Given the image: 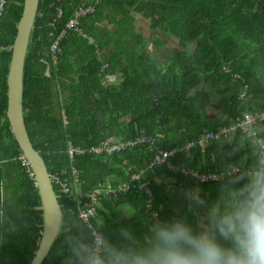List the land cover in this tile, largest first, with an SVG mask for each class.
I'll list each match as a JSON object with an SVG mask.
<instances>
[{
  "label": "trees",
  "instance_id": "obj_1",
  "mask_svg": "<svg viewBox=\"0 0 264 264\" xmlns=\"http://www.w3.org/2000/svg\"><path fill=\"white\" fill-rule=\"evenodd\" d=\"M22 3L5 0L0 16V180L8 174L0 207V264H29L43 225L40 194L14 159L20 151L5 118V75ZM83 4L94 13L80 19V32L65 29ZM135 16L149 20L152 55L147 45L140 48L145 36L136 31ZM58 37L60 51L53 54ZM163 37L178 47L168 50ZM208 108L217 110L215 118L205 116ZM263 111L264 0H40L22 69L26 134L49 176L63 174L70 183L71 167L76 168L79 183L71 189L82 193L127 181L128 167L143 173L149 193L134 184L99 197L91 225L102 223L114 241L122 227L143 237L155 218L186 217L197 227L200 214L203 223L207 205L219 201L230 175L200 183L181 170L248 169L254 147L264 142V121L202 149L184 146L204 131L227 126L229 119ZM142 134L156 137L155 143L72 161L67 156L69 145L89 149L107 137L133 141ZM173 149L167 164L148 169L156 154ZM162 176L175 180L166 190L158 183ZM194 187L206 204L196 209L189 202L183 209L180 191ZM52 188L60 230H67L81 205L71 194L60 195L58 185ZM66 255L57 231L41 264H65Z\"/></svg>",
  "mask_w": 264,
  "mask_h": 264
},
{
  "label": "clouds",
  "instance_id": "obj_2",
  "mask_svg": "<svg viewBox=\"0 0 264 264\" xmlns=\"http://www.w3.org/2000/svg\"><path fill=\"white\" fill-rule=\"evenodd\" d=\"M253 156L248 169L230 172L219 201L207 205L197 227L186 217L155 218L143 237L122 227L114 241L102 223L89 227L91 217L77 214L67 230L58 221L65 264H264V142ZM186 197L193 208L206 204L199 192Z\"/></svg>",
  "mask_w": 264,
  "mask_h": 264
},
{
  "label": "built area",
  "instance_id": "obj_3",
  "mask_svg": "<svg viewBox=\"0 0 264 264\" xmlns=\"http://www.w3.org/2000/svg\"><path fill=\"white\" fill-rule=\"evenodd\" d=\"M5 4V0H0V16L2 14L3 6ZM94 13V8L89 5H80L74 12L73 18H70L67 24L65 25V29H71L76 32H80L79 22L82 17L90 16ZM61 17V11L57 12V18ZM65 29L61 31L60 36L65 33ZM59 36V37H60ZM59 37L52 43L51 51L53 54L55 52H59ZM236 77V75H233ZM245 88V86H244ZM264 121V111L259 114H242L239 118L231 120L229 125L217 127L213 131H204L202 135L194 142L187 143L184 148L189 149L191 147L198 146L199 148L205 147L208 142L210 141H221L228 139L231 133L235 129L242 130L245 133H248L250 128H254V126H258L259 123ZM156 141L155 138L146 137V135L142 134L140 137L130 140H116L113 137H107L103 141L100 142L99 145L90 147L89 149L81 148V147H73L71 145L67 148V156L72 161L77 156H84L86 154H92L94 156L100 155H112L114 153H119L124 151L128 147H134L138 145H152ZM176 152V149L171 151H161L155 155L153 160L148 164V169H152L156 166H161L163 164H167L169 158ZM16 160L19 162L20 166L25 170L29 177H32V172L29 168V164L26 159L23 157L21 153L17 155ZM173 170V169H171ZM182 173L185 175H190L196 178V180L200 183L211 182L215 180L222 179L224 176H229L234 174L238 171L236 168H232L226 172H219V173H197L192 172L190 170H181ZM128 180L119 184H98L94 189L89 190L86 194L82 193L80 189H71V183L74 185H78V173L75 167H71L70 174H71V182L67 181L63 174H54L49 176L51 184L58 185L59 187V194H71L74 197V201H76L80 207L78 210V215L83 217L87 220L89 217L94 218L97 212V207L99 205V197L102 194H109L115 193L117 191H126L129 187H132L136 184L137 189L144 190L146 193H149V189L146 187L147 182L142 180V172L133 171L131 167H128ZM56 194V193H55ZM58 195L56 194V197ZM82 196H85L87 199L84 201ZM157 214H153L156 216ZM89 227L91 228L92 225L90 224Z\"/></svg>",
  "mask_w": 264,
  "mask_h": 264
},
{
  "label": "water",
  "instance_id": "obj_4",
  "mask_svg": "<svg viewBox=\"0 0 264 264\" xmlns=\"http://www.w3.org/2000/svg\"><path fill=\"white\" fill-rule=\"evenodd\" d=\"M40 0H23L21 15L10 49V58L5 75L6 107L5 118L20 153L29 164L34 186L41 198L43 225L37 251L29 264H41L50 250L57 234V222L61 221V211L53 191L47 168L40 153L35 150L26 134L22 116V69L30 31L37 15Z\"/></svg>",
  "mask_w": 264,
  "mask_h": 264
},
{
  "label": "crops",
  "instance_id": "obj_5",
  "mask_svg": "<svg viewBox=\"0 0 264 264\" xmlns=\"http://www.w3.org/2000/svg\"><path fill=\"white\" fill-rule=\"evenodd\" d=\"M136 17V16H135ZM144 20H146L145 18H144ZM148 21V20H147ZM149 22V21H148ZM149 26H150V23H149ZM154 38V37H153ZM153 40V39H152ZM167 40H170V39H167ZM151 40H146V38H145V42H143V45H142V47H140V48H143L144 47V45H147V47H148V45L150 44V47H148V48H152V42H150ZM174 42H175V40H174ZM173 41H172V44L174 43ZM177 43V42H176ZM167 46H168V44H166ZM177 46H178V44H177ZM216 113H217V110L216 109H214V108H208V109H206L205 110V116L206 117H208V118H210V119H213V118H215V116H216ZM230 119L228 120V124L227 125H229V123H230ZM9 127V126H8ZM258 128H260L259 126H258ZM9 131H10V129H9ZM11 133V132H10ZM12 135V134H11ZM19 155V154H18ZM17 157V156H16ZM16 157L14 158V159H16ZM1 162V161H0ZM24 172H25V170H24ZM26 173V172H25ZM7 173L3 176V180L1 181L0 180V207L2 206V202H3V192H4V187H5V184H6V177H7ZM30 178H32V180H33V176L32 177H30ZM147 182V181H146ZM174 182H175V180L173 179V178H166V177H164V176H162L160 179H158V183H159V185L161 186V189L162 190H166V189H168L169 187H171L173 184H174ZM188 192H198V188H196V187H194V188H191V189H182L181 191H180V198H181V201H182V208L184 209V208H186L187 207V205H188V203L190 202L188 199H187V197H186V193H188ZM202 221H203V218H202V216L199 214V220H198V225L199 224H201L202 223Z\"/></svg>",
  "mask_w": 264,
  "mask_h": 264
},
{
  "label": "rangeland",
  "instance_id": "obj_6",
  "mask_svg": "<svg viewBox=\"0 0 264 264\" xmlns=\"http://www.w3.org/2000/svg\"><path fill=\"white\" fill-rule=\"evenodd\" d=\"M148 21L147 19L144 20V18L140 16H136L133 23L138 33H142L145 36L146 40H152L154 36L150 31V26ZM162 40H164V42L168 44V46H166L168 50H174L176 47H178L176 41L174 42V40H167L164 37L162 38ZM172 41L174 42L173 44ZM148 47H150V44L148 45ZM148 50H149L148 52H150L149 54L152 55L151 48H148Z\"/></svg>",
  "mask_w": 264,
  "mask_h": 264
}]
</instances>
